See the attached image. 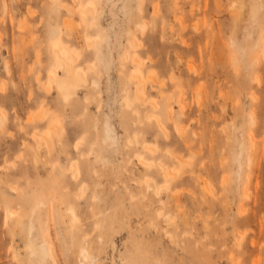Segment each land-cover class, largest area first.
I'll return each mask as SVG.
<instances>
[{
    "label": "rangeland",
    "instance_id": "374dc122",
    "mask_svg": "<svg viewBox=\"0 0 264 264\" xmlns=\"http://www.w3.org/2000/svg\"><path fill=\"white\" fill-rule=\"evenodd\" d=\"M0 114V264H264V0H0Z\"/></svg>",
    "mask_w": 264,
    "mask_h": 264
},
{
    "label": "bare ground",
    "instance_id": "6f19581e",
    "mask_svg": "<svg viewBox=\"0 0 264 264\" xmlns=\"http://www.w3.org/2000/svg\"><path fill=\"white\" fill-rule=\"evenodd\" d=\"M56 1V0H54ZM136 44V43H135ZM138 45V44H137ZM139 46V45H138ZM95 54L96 56L98 57V59L100 61H102V63L109 68L110 66V63H111V56H104L102 54V51L100 48H96L95 50ZM53 56H54V59H55V62L57 64V67H54L53 68V72L50 73V77H51V80H53V83L54 85L57 86V89L59 90V95L61 96L63 102L66 104L68 102H70L74 96L77 94V92L79 91L80 87H82L81 83L82 81H85L86 80V75H85V72L79 68H76L73 66L72 62L71 61H68V59H66L63 55V52L58 48V47H54L53 49ZM180 62V61H179ZM89 69H91V66H88ZM192 66H190L191 68ZM58 68H62L64 73L63 75L61 76H57L58 74ZM88 70V69H86ZM49 75V74H48ZM175 77V76H173ZM50 80V79H49ZM143 83V82H142ZM48 85V84H47ZM144 85V83H143ZM142 85V86H143ZM144 87V86H143ZM155 89H157V87H155ZM48 90V89H47ZM138 94V93H137ZM140 95V94H138ZM200 95V94H198ZM143 96V95H142ZM139 99V98H138ZM165 99V97L163 98ZM199 99V98H198ZM202 99V98H201ZM142 100V99H141ZM128 101V100H127ZM183 101V100H182ZM199 101V100H198ZM129 102V101H128ZM145 102V101H143ZM130 104V102H129ZM180 104H181V101H180ZM131 105V104H130ZM199 105L200 102H199ZM183 107V105H182ZM182 109V108H181ZM168 108L165 107V105L163 104V107H162V112H164L165 114H169L168 113ZM183 111V110H182ZM184 113V111H183ZM163 116V115H162ZM170 116V115H169ZM2 115L0 114V120H2ZM159 122V120H158ZM53 125V124H51ZM104 135H103V141L106 143V148L109 150V147H111V144L113 141H115V137L116 135L113 133V127L111 125V123L109 122L108 118L106 121H104ZM102 125V126H103ZM53 128V127H52ZM168 135V134H167ZM40 138V137H39ZM137 141V139H135ZM45 144L46 146L49 148V143L48 141L46 140L45 141ZM145 144V142H144ZM38 145H41V142H38ZM94 145V144H93ZM146 145V144H145ZM78 146V144H77ZM76 146V147H77ZM92 146V145H91ZM146 147V146H145ZM148 147H152V146H148ZM92 148V147H91ZM145 149V148H144ZM147 149V148H146ZM152 149V148H150ZM149 149V150H150ZM155 149V148H154ZM49 150V149H48ZM148 150V149H147ZM153 150V149H152ZM91 152V151H90ZM89 152V153H90ZM156 152V151H154ZM172 152V151H171ZM95 153V152H94ZM98 158H101V159H107L109 160L108 158L109 157V154L107 152L104 151V149H100V151L97 153V159ZM138 159V158H137ZM103 160V162H104ZM143 160V159H142ZM102 161V160H101ZM111 161V159L109 160ZM106 162V161H105ZM140 162V161H139ZM145 162V161H144ZM108 163V162H107ZM140 165L141 162H140ZM147 165V164H146ZM145 165V166H146ZM154 165V164H152ZM160 169L163 170L164 169V165L160 164ZM155 166V165H154ZM143 167V165H142ZM156 167V166H155ZM167 171V170H166ZM159 172V171H158ZM169 175V174H168ZM167 178V177H166ZM204 180V179H203ZM141 181V180H140ZM149 181V180H148ZM147 181V183H148ZM141 183V182H139ZM140 185V184H139ZM113 186V185H112ZM141 186V185H140ZM208 186V185H207ZM149 187V186H147ZM205 187V186H204ZM209 187V186H208ZM83 189V188H81ZM147 189V188H146ZM84 192V190L82 191ZM81 192V193H82ZM148 193V192H146ZM34 252L36 253V256L37 258L40 259L41 263L42 264H49V261L47 259V249H46V246L45 245H39L37 247H35L34 249ZM49 256L50 257H53L52 259L54 260L55 264H57V260H56V257L54 255V253L50 252L49 253Z\"/></svg>",
    "mask_w": 264,
    "mask_h": 264
}]
</instances>
